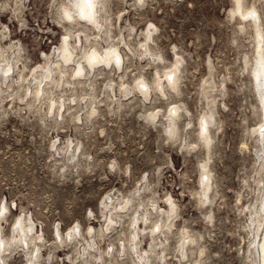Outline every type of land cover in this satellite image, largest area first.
Returning <instances> with one entry per match:
<instances>
[{
    "label": "rangeland",
    "instance_id": "1",
    "mask_svg": "<svg viewBox=\"0 0 264 264\" xmlns=\"http://www.w3.org/2000/svg\"><path fill=\"white\" fill-rule=\"evenodd\" d=\"M67 1L0 0V75L5 64H15L11 87L0 92V197L10 208L0 219L8 241L5 264H254L256 213L264 199V146L257 141L264 93L251 68L260 36L264 53V24L229 21L231 0H102L99 16L107 32L95 40L92 26L65 18ZM255 2L245 0V7ZM149 23L159 29L150 51L168 61L178 55L183 63L174 92L145 100L134 80L141 74L152 80L154 68L162 67L135 53ZM66 36L79 56L94 42L100 51L118 45L123 68H101L86 85L51 83L48 96L32 99V75L59 60L57 47ZM73 67L63 70L69 75ZM211 82L216 88L209 97L204 93ZM124 84L127 95L120 94ZM51 99L67 109L51 111ZM173 104L181 109L171 137L165 115ZM90 107L96 112L87 116ZM155 110L162 111L153 120ZM208 111L215 119L204 143L200 122ZM169 192L172 204L165 200ZM125 201L121 212L117 207ZM172 208L165 233L149 231ZM22 212L26 227L31 221L42 236L35 241L38 258L13 243ZM74 223L80 233L69 239Z\"/></svg>",
    "mask_w": 264,
    "mask_h": 264
},
{
    "label": "bare ground",
    "instance_id": "2",
    "mask_svg": "<svg viewBox=\"0 0 264 264\" xmlns=\"http://www.w3.org/2000/svg\"><path fill=\"white\" fill-rule=\"evenodd\" d=\"M101 1L102 0H93V2L96 5V8H95V23H93L90 19H85V18L81 17L78 14L79 10H76V9H72L71 10L72 11V18L71 19H68L67 18L65 9H67L70 4H75V3L79 2V0H68L67 1L68 4H65L66 6L64 7V16L69 21H72V20L76 21V20H78L77 24L79 25V24L82 23L84 26H86V28L89 27L87 25L92 26L96 30V32H97L96 35H95V40H97L98 38L101 39L102 38V33H105V31H106V29H104L105 26H104V24L102 22V19L99 16V14H100V7H101L100 6V4H101L100 2ZM138 1H141V0H138ZM245 24H244V26H245ZM69 38L67 36L64 37L63 40L61 41V45L59 47H57V51H58V55H59V60H57L55 63H53V65H47V66H45L43 68V71L41 73H39L37 75L35 73L34 76L32 75V77H33V82H32L33 83V87L31 89L29 87V91H28V94L31 95V98L32 99H39L41 101L42 100L41 99L42 97H44L45 95L49 94L48 93L49 90H50L49 86H50L51 83L57 84V83H59V82L62 81L64 83H68V84H72V85H74V84H78V85H81V84L84 85L85 84L86 85V83L88 81H90V80H88V77L89 76L92 77L94 75V72L97 71V70H100L101 68L108 67L111 70H112V68H114V69H122L123 68L124 57L122 56V54L120 52V48H119L118 45H113V46H109V47L107 46V47L103 48L100 51L97 48L98 42H94L93 44H91L90 47H88L89 49L85 50L81 54V56L84 58V61H83L82 60L83 58L81 56H79L78 53L75 52V49L73 47V45H75V44L71 43V41L69 40ZM76 39H77V41L76 42L74 41V43L80 42V38L79 37L76 38ZM145 39H146V36H145ZM258 42L259 43H258V48H257V51H256V55H255V57H256L255 58V63H254V66L251 68L252 69L251 74H253L254 77H255L256 86H257L258 90H260V88L263 87V93H264V53H263L262 47H261V42H262L261 36L258 38ZM78 47H80V46H78ZM113 48L117 49L118 52H119V54H120V56H121L122 63L120 65V67H117L116 63L113 60H110L107 63L106 62H103L102 60L101 61H95V62H91L90 63V59H91L92 53L94 51L96 53H98L101 58H103L105 56L106 52L107 51H110ZM176 56H178V55H176ZM0 61H1V59H0ZM63 65H65L67 67L74 65V67L71 69V72L69 73V75L64 71L65 69L63 70ZM78 69H83V71H82V73L80 75H77L76 74ZM14 71H15V64L12 65V64L7 63L2 68L1 75H0V92L2 91L4 85H6V88L7 87H11V84L10 83H12L14 81L13 78H12V73ZM66 71H68V70H66ZM55 74L58 75V79H56L54 77ZM66 75L69 76V79L64 81L62 78L64 76H66ZM9 78H11V81L10 82H9ZM18 79H20V77ZM70 79H73V81H70ZM20 81L21 80H19V82ZM32 83H31V85H32ZM177 87H178V84H177ZM177 87H176V89H177ZM215 88H216V83L215 82H211L207 86V89H208V90H206L207 92L204 93V94H207L208 93L207 95L210 94L209 97L211 95L213 96L214 89ZM112 91H114V88H112ZM130 91L131 90L128 89V87L127 88L122 87L121 90H120V94L123 93L124 95H127V94L130 93ZM138 93H140V92L138 91ZM140 95L144 99V97L142 96L141 93H140ZM150 98H151V94H150V96H149L148 99H150ZM206 98H207V96H206ZM119 99H115V100H116V103L117 104L121 105V101ZM46 100H47V98H46ZM260 101H261V103H263V108H264V96H263V94L261 96ZM29 103L30 102H28V104ZM50 103H52V106L50 107V110L52 111V109L53 110L56 109L57 110L56 112H59V110L61 108H63V110H66L67 109V106H68V104H66L64 101H61L62 104L60 105V103L58 104L53 99H51V102ZM177 106L180 107L179 105H177ZM95 112H96V110L93 107H90V111H86V114H87V116H90V115H93ZM179 113H180V111H179ZM179 113H178L177 117L180 115ZM60 115L62 116V112L60 113ZM176 118H174L172 120H168L169 122H168V127H167V134L169 136H171V137H174L176 135L177 130H178L177 129ZM203 119L207 122V131H208V127L213 126V122H214V119H215L213 112L208 111V113L206 115H204ZM257 129H259V128H257ZM262 129H264V127L263 128L261 127L260 130L257 132L259 134V137L257 138V141L263 142V146H264V133H262V131H261ZM200 131H201L200 133H202V134L205 135V138L203 139L204 143H208V140L206 138L207 131L206 132L202 131L201 126H200ZM262 201H263V205H262V208H261L262 213L260 211L256 213V217L258 218V221H257V224H256L257 227H255V228H257V234H256L257 240H256L255 245H254V249H255V252H256L255 253L256 254V256H255L256 259H254V261H252L254 264H259V262H258L257 248H258L259 232H260L261 225H262L263 218H264V199H262ZM119 204H121V203H117L116 206H118ZM117 208L120 209V206H118ZM171 211H172L171 214H166V220H165V222L161 223V225H160V232L163 233V234L165 233L164 230H166V229L169 228L170 223L168 222V220L173 217V214H175L174 213V208H172ZM115 214H116V217H118V218L120 217L119 214H117V213H115ZM109 216H110V219L112 221H114L113 218L111 217V215H109ZM2 217H4V215L3 216H0V219ZM106 225H108V224H106ZM26 226L27 225L23 224V227L25 229V231H24V240L21 241L19 239V237L21 235L20 230H15V231L18 232V234H16V236L13 237V240H14L13 243H18V244H20V247H23V249L25 248L27 250V253L29 254V256L31 258L33 257V255H34L35 258H38V256L41 254L40 253L39 245H37L36 242L33 243L32 248L29 245H30V242L31 241L33 242V240L34 241L41 240L42 239V236H39V235H37L36 232H34V225H33V223L29 224L28 227H26ZM29 227H32L33 228V231L28 232L27 229ZM0 229H1V225H0ZM56 233H57V230H56ZM38 236L41 237V238L38 239L37 238ZM75 237H76L75 234H72V239L75 238ZM59 238H60V233H59ZM0 241H3L4 242V244L2 246H0V260H4L3 258L6 257V254H7L6 251H8V248L6 247L8 245L7 244L8 241L5 238L2 237L1 232H0ZM194 241L195 240H193L192 237L189 236V244L191 245ZM159 242L161 243L162 241H159ZM40 245H41V243H40ZM37 249H39V251H37ZM83 251H85V248H83ZM262 264H264V262Z\"/></svg>",
    "mask_w": 264,
    "mask_h": 264
},
{
    "label": "clouds",
    "instance_id": "3",
    "mask_svg": "<svg viewBox=\"0 0 264 264\" xmlns=\"http://www.w3.org/2000/svg\"><path fill=\"white\" fill-rule=\"evenodd\" d=\"M142 2V0H141ZM232 8L228 10L227 18L229 21H234L237 17H239L242 21H252V24L249 25V27L255 28L256 26L260 24H264V0H256L255 3L248 4L247 7H245V0H231ZM95 8L96 5L93 2V0H79V2L75 4H70L67 9H65L66 15L68 19L72 18V9L79 10L78 14L85 18L90 19L93 23H95ZM243 9V12L241 11ZM241 31H245V28L241 27ZM159 31V29L156 27V25L149 23L146 27L145 32L143 33L146 36V39L139 42L135 53H138L139 58L141 60L144 59L145 56H149L152 58L153 63H159L162 65V67H156L154 68L153 72V78L152 80H149L145 77V75L141 74L139 75L133 82L132 87L139 91L145 100H147L151 93L158 92L161 97H164L167 93L168 89H172L173 91L176 90L177 84L179 82V76H180V66L183 63V60L180 56H176L174 61H168L165 59V57L160 52H152L149 49V43L152 42V34L154 32ZM131 39V37H129ZM123 42V41H121ZM154 43V42H152ZM127 47V45H125ZM130 51L132 49H129ZM139 50H143L142 53H140ZM172 51L175 52V47L173 46ZM103 61V62H109L110 60H113L117 67H120L122 60L121 56L117 49L113 48L110 51H107L105 56L101 58L98 53L95 51L92 53L90 63L95 61ZM159 68L158 71L156 69ZM83 69L77 70V75H80L82 73ZM124 88H127L128 85L124 84ZM181 107H178L177 105H170L167 109V115H165V119L172 120L177 117ZM162 110H155L151 113H149V118L156 119V117L160 114ZM191 126V125H189ZM200 126L202 131H207V122L201 118ZM262 133H264V129L261 130ZM116 162L115 160L112 161V164L110 166H115ZM208 177L204 176L203 181H207ZM202 181V183H203ZM206 193H204V196L206 197ZM165 200L167 203L172 204L173 203V197L171 195V192H169L165 196ZM129 201H125L124 204L120 206V211H123ZM153 208H157V205L153 203L151 205ZM16 205L15 202L11 204V208L15 209ZM116 209H114L115 211ZM159 211H163V209H157ZM9 203L5 197H0V216H3L5 213H9ZM139 214V210H136V215ZM88 215H92L91 211L88 212ZM140 220H142L145 224L148 223V220L146 216L139 217ZM113 221L111 219L108 220V224L111 225ZM138 221L136 220L135 216L133 217V222L131 224V227L135 229L137 227ZM24 216L23 212L22 214L17 217L15 224L13 225V230H20L21 235L19 239L21 241L24 240ZM29 224H31V221H29ZM57 229V237L59 238V225L55 226ZM28 232L33 231L32 227H29L27 229ZM89 232L92 231L91 228L88 229ZM143 231V230H142ZM152 233L160 231V224L159 222L153 224L152 228L149 229ZM75 233L76 235H79L80 228L78 226V223H74L72 227L68 229V232L66 233L68 235V238L71 239V234ZM40 239L41 237H37ZM136 239L135 234L132 235V240L134 241ZM188 241L185 240L184 243H187ZM35 243V241H33ZM4 244L3 241H0V246ZM39 251V249H37ZM108 251H111V248L108 249ZM133 251H135V248H133ZM147 256V252L144 254ZM0 264H5L3 260H0Z\"/></svg>",
    "mask_w": 264,
    "mask_h": 264
},
{
    "label": "water",
    "instance_id": "4",
    "mask_svg": "<svg viewBox=\"0 0 264 264\" xmlns=\"http://www.w3.org/2000/svg\"><path fill=\"white\" fill-rule=\"evenodd\" d=\"M257 253L258 262L262 264L264 262V218L259 232Z\"/></svg>",
    "mask_w": 264,
    "mask_h": 264
}]
</instances>
